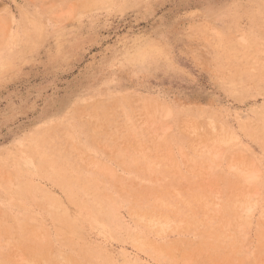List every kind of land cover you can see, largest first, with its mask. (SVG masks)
<instances>
[{"label": "rangeland", "instance_id": "rangeland-1", "mask_svg": "<svg viewBox=\"0 0 264 264\" xmlns=\"http://www.w3.org/2000/svg\"><path fill=\"white\" fill-rule=\"evenodd\" d=\"M0 264H264V0H0Z\"/></svg>", "mask_w": 264, "mask_h": 264}]
</instances>
